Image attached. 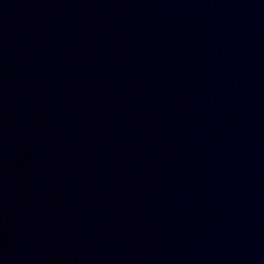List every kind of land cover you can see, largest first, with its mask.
Listing matches in <instances>:
<instances>
[{"label":"water","instance_id":"1","mask_svg":"<svg viewBox=\"0 0 264 264\" xmlns=\"http://www.w3.org/2000/svg\"><path fill=\"white\" fill-rule=\"evenodd\" d=\"M0 264H264V0H0Z\"/></svg>","mask_w":264,"mask_h":264}]
</instances>
